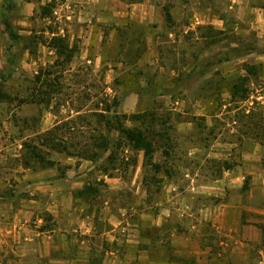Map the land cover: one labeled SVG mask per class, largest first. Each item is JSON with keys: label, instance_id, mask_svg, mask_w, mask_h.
Instances as JSON below:
<instances>
[{"label": "rangeland", "instance_id": "rangeland-1", "mask_svg": "<svg viewBox=\"0 0 264 264\" xmlns=\"http://www.w3.org/2000/svg\"><path fill=\"white\" fill-rule=\"evenodd\" d=\"M63 2L65 0L59 1L60 4ZM151 3L154 7V22L151 27L174 30L173 32H176L179 38L175 37L176 41L181 42L166 45L163 48L157 47L153 43L150 51L148 50L149 47L144 49L139 44L124 48L128 43L126 44L124 39L120 40L116 36L114 25L108 24L106 27L110 36L108 40L106 39L107 48L103 51L105 55L100 64L94 61L90 64H81V62L76 63L74 60L72 65L68 66L62 74L58 72L50 78L52 81L59 79L57 82H53L57 85V89L52 95L51 104L49 99H46L43 105L32 103L33 100L29 99L36 83L29 78H24L23 85L26 90L23 100L26 105L24 133L29 139L25 143L31 147L25 148L23 146V149L32 152V148L36 146L39 149L38 152L47 157L50 154V149L43 143H47V139L50 137L52 139L53 136L46 138L49 133L47 135L43 133L40 138H36L34 143L33 135L38 132L39 123L45 122L48 125H53L54 128H52L50 135L57 136L56 145L59 144V146L52 148L55 144L52 143V150L50 151L52 158L58 157V179L61 184L59 189H67L68 187L64 188L67 181L75 182L74 188H68L67 192L77 187L79 189L83 182L89 183L97 193L81 201L100 204L102 220L98 225L104 228L103 226L106 225L107 220H110L113 213L120 214L119 219L125 220L130 225L129 230L126 234H121L115 245H105V247L103 245L100 248L115 249L116 258L122 264H135L134 261L136 260V264H264V237H249L250 240L246 239V241L242 240L241 237L229 240L221 237L208 223L201 225L202 223L198 220L201 206L213 203L214 200L218 199L202 192L207 191V189L204 190L207 187L204 182L215 180V170L231 167L228 162L220 166L216 163L215 158L222 151L219 150V153H216L213 139L216 137V130L225 131V117L224 120H219L216 125L212 122L209 123L207 118L202 116L201 106L206 104L218 87L227 90L229 82L242 75L244 66L236 64L237 59L222 64H218V61L226 57L232 58L231 49L236 47L240 38H247L255 42L257 35L250 30V26L246 22L239 18V5L233 3L232 0H151ZM251 5L264 8V1L252 2ZM13 12H17L15 3ZM167 13L171 15L170 20L166 17ZM243 13L241 10L240 14ZM121 24L123 23L120 22ZM183 30L187 33L181 34ZM201 32L204 38H201ZM216 32L222 33V36L219 35L220 44L217 47H211L216 42L215 39L217 38L212 39L216 37ZM140 33L139 30V35ZM43 42L48 48L50 39L46 38V41ZM256 46L258 47V41ZM74 48L75 55L79 56L81 51L75 46ZM139 48L142 50L143 57L141 58V65L138 64V70L143 74L138 73L135 68L128 64L133 62ZM34 52L35 50H31L32 55ZM90 53L93 57L96 53L95 46L90 50ZM157 55L159 57L158 62H156ZM261 66L258 77L264 74V66ZM49 67V65L42 67L44 74ZM24 72L28 73L25 70ZM243 72V74H247L244 70ZM47 73H50L49 70ZM140 75H145L144 78L157 83V87L148 92L150 95H147L145 90L141 91V94L136 93L138 88L135 86V80ZM135 76L136 79L134 80ZM144 78L141 80L142 87L146 85ZM8 84L6 81L0 80V91L5 89ZM17 85L21 88V82L10 88L16 89ZM263 85L261 80L258 81L257 78H253L249 84V95H255L256 92L261 91ZM36 86L38 89L37 84ZM168 93L170 94L168 95ZM224 94L223 99H225ZM105 105H110L115 117L119 116L121 121L124 120V116L138 115L137 117H142L139 118L140 121L134 123L129 120L126 123L127 127L137 126L145 129V125L142 126L141 124L142 122L146 123L144 118L146 114L153 112L158 115L156 117H159L161 121L159 125L155 124V130L161 134V137L155 138V141H158L155 146L153 163L161 167L160 171L153 167H148L145 171V166L140 167L141 164L145 165L144 153L135 151L132 145L125 142L120 133L111 132L106 128V122L99 116L105 110ZM181 106L183 112L180 111L182 108L179 109ZM134 108L137 110L132 112ZM107 117L111 118L110 116ZM123 122L125 123V121ZM191 122L197 124L196 136L178 130L179 124H182L180 125L182 130L192 127ZM227 132L224 134L225 136L228 134ZM168 137L169 140H167ZM94 139H97L98 142L110 140L116 152L115 158L125 161V166L130 165L126 171L123 169L119 171L121 177L118 175L117 178L121 180L118 183L122 186L117 190L109 189L114 177L108 181L100 178V167L104 165V161L113 150L104 153L97 163L91 162L83 167H80L81 164L79 163L81 162H75L71 165L66 162L68 158H74L78 161L77 157L70 156L68 152L75 154L79 151H85L87 154L103 153V150L98 149L94 144ZM189 140L196 141L197 152L189 149L191 147L190 143H187ZM88 142L93 143V149L87 146ZM137 164L141 169L138 178H136L137 174L133 169ZM89 169L92 170L89 172ZM137 169L138 166L135 171ZM79 171L81 172L79 173ZM184 172L197 173L195 181L197 192L188 191V193L181 194V188L174 191L169 189L168 185L171 183L187 185V179L183 177ZM10 193L12 194V192ZM218 200H222V198ZM107 201H110L111 206L110 204L109 206L108 204L105 205ZM183 201L186 204L185 210H181ZM177 202L179 203L177 204ZM168 203L170 208H167ZM113 204L116 206H112ZM188 205H190L191 210H188ZM149 207L151 209L147 210ZM165 207L168 209L167 213L170 214L169 223L161 230L163 222L160 218L166 217L162 214L165 212L163 211ZM119 208H122L120 213L118 212ZM188 212L192 215L189 216L190 213ZM41 215L33 219L30 224V228L34 231L40 234L44 233L39 238L40 243L48 240L49 235H53L52 232L55 231L56 225L53 222L48 231H43L42 227L45 223ZM37 220H40L41 223L36 224ZM135 223L144 227L143 232L149 231L148 236L144 237L142 232L143 237L141 234V237L139 235V237H135V234H138L137 227L134 231ZM157 223H160L159 226ZM195 225L199 226L193 229ZM171 227L176 229L175 232H178L177 235L180 237H172L168 232ZM185 227L191 229V237H187L189 230L185 233ZM156 232L158 237H155ZM249 232L253 233L254 231L249 230ZM196 233L197 237H194ZM55 238L51 237L52 240L50 241H54ZM60 239L62 238H59V243ZM133 241L138 242L134 244ZM160 245L167 246L166 248L169 249L166 251ZM155 246L159 249L153 250ZM161 248L163 250H160ZM92 254L94 255L92 264H113L112 259L107 260L105 254L103 256L97 252ZM76 255L77 251L74 248L72 259L76 258ZM160 258L164 261L154 262ZM0 264L46 263L38 262V259L31 255L22 258L12 252L7 256L0 252ZM60 264H72V261Z\"/></svg>", "mask_w": 264, "mask_h": 264}, {"label": "crops", "instance_id": "crops-1", "mask_svg": "<svg viewBox=\"0 0 264 264\" xmlns=\"http://www.w3.org/2000/svg\"><path fill=\"white\" fill-rule=\"evenodd\" d=\"M59 1H0L1 11L7 3L13 2L17 5V12L10 15V20L16 33L21 38L28 40L27 43L23 41L22 44L11 47L0 11V80L9 83L5 89L0 91V252H3L5 256L12 252L22 258L31 255L38 259V262H45L46 264H60L69 261H72V264H89L94 258L93 252L98 251L103 245L104 247L105 245H115L121 234H126L130 225L125 220H120L121 215L118 213L111 214L110 220L106 221L104 228L98 225L102 220L100 204L86 203L81 201L83 198L77 197V193L89 186V183L83 182L79 189L77 187L67 192L68 188H74L75 185V182L67 181L64 188H68L59 189L61 184L58 179V157L52 158L50 150V154L47 155V165L39 163L30 167L25 166L23 146L29 139L24 133L26 105L23 100L26 90L23 79L29 78L34 81L42 67L53 66L57 61L56 50L44 45L43 41H46V38L51 40L58 36L67 37L69 47L75 46L81 51L79 56L74 55L73 58V61L76 60V63L81 62V64H90L93 61L100 64L104 55V40L107 33L106 25L108 24L114 25V32L128 23L143 26L145 42L149 51L153 43L157 47L163 48L166 45L177 44L178 41L176 40L179 38L176 32H173L174 30L151 27L154 22V7L151 5V0H65L62 4ZM232 1L239 5V18L246 22L250 26V30L257 35L258 48L260 49L259 52L250 53L237 59L236 64L264 66V8L251 5L252 2L262 0ZM45 8L52 9L50 17L43 16V9ZM241 10L244 12L243 14H240ZM120 22L123 24L120 25ZM183 33L187 32L183 30L181 34ZM32 39L34 41L31 45L30 40ZM94 46L96 53L92 57L90 50ZM31 50H35L33 55ZM13 58H15V65L13 72L9 73V59ZM141 60L138 62L139 65H141ZM158 61L157 55L156 62ZM24 70L28 73H25ZM243 73L242 70L240 76L246 75ZM260 80L264 84V76H259L258 81ZM19 82H21V88L19 85L16 89L10 88ZM224 96L225 100L230 101L229 92L226 91ZM201 107L202 116L206 117L209 123L212 122L216 125L219 120H224L225 117V131L216 130V137L213 139L216 153H219V150L222 151L215 158L216 163L220 166L228 162L231 167L215 170V180L204 182L207 185L204 190L207 189V191L202 192H206L205 194L214 198H222V200L216 199L213 203L202 205L198 220L202 223L201 225L208 223L221 237L229 240L241 237L242 240L246 241L249 237H264V130L262 127L261 132L250 136V134L241 131L240 124L234 119L236 113H241L245 118L253 113H258L261 122L264 123V85L261 91L259 90L255 95L252 94L242 102L228 103L222 108L210 102ZM181 108L182 106L179 109ZM136 110L134 108L132 112ZM180 111L183 112V108ZM13 116L14 119L12 120ZM180 125L182 124L178 126L180 132L197 135L196 123L191 122L192 127L183 128L184 130L181 129ZM52 126V124L48 125L45 122L39 123L38 132L33 135L35 138L33 142L35 143L36 138H40L43 133L51 132L54 128ZM226 132L228 134L225 136ZM219 142L223 144H219ZM187 143H190L189 149L197 152L196 141L189 140ZM66 162L70 165L81 162L79 163L81 164L80 167L91 163L89 160L78 159L77 161L74 158H68ZM137 166L138 169L135 171ZM143 166L144 164L140 165V167ZM134 167V172L137 174L136 178H138L141 169L139 164ZM91 170L89 169V172ZM117 176L121 177L118 170L110 172L109 176L100 172V178L103 180L108 181L114 177L112 180L114 183L110 181L112 182L110 190H117L122 186L118 183L121 180ZM183 177L187 179V185L171 183L168 185L169 189L174 191L181 188V194L188 193V191L197 192V184L195 183L197 173L184 172ZM113 184L117 186L114 187ZM106 204L109 206L110 201H107ZM181 205V210H185V201ZM112 206L116 205L113 204ZM187 207L188 210H191L190 205ZM167 208H170L169 203ZM167 208L165 207L163 210L165 212H162L166 217L160 218L164 227L169 223L170 214L167 213ZM121 209H118L119 213ZM150 209V207L147 208V210ZM40 215L43 218L45 216L51 217L56 223L55 231L49 237L58 239L55 238L54 241H50L52 239L48 238V240L41 242L42 244L39 242V238L42 237L41 234L44 233L40 234L34 231L30 228V224L33 219L40 217ZM179 215L182 216V214ZM190 215L192 214L190 213ZM244 217L248 219L245 220ZM159 224L157 223L158 226ZM198 226L195 225L193 229ZM133 227L134 231L137 227L138 234H135V237H139L144 227L136 223ZM188 230L189 227H185V233ZM249 230L254 232L250 233ZM175 231L176 229L171 227L168 232L172 237H180ZM191 233L190 229L187 237H191ZM60 237L62 239L59 243ZM194 237H197V233ZM137 242L133 241L134 244ZM66 246L67 249H65ZM74 248L77 255L76 258L72 259ZM100 250L104 251L107 260L112 259L113 264H122L116 258L115 249ZM134 262L136 264L137 260Z\"/></svg>", "mask_w": 264, "mask_h": 264}, {"label": "trees", "instance_id": "trees-1", "mask_svg": "<svg viewBox=\"0 0 264 264\" xmlns=\"http://www.w3.org/2000/svg\"><path fill=\"white\" fill-rule=\"evenodd\" d=\"M14 9V3L10 2L7 3L5 7H3L2 9V18H3V24L5 26L6 32L8 34L9 40L11 42V47H13L14 45L20 44L21 42H25L27 43V39H23L21 38L15 31V29L12 26L11 20H10V15L13 12ZM52 13V9L51 8H45L43 9V16H51ZM167 19L170 20L171 19V15L170 13H167ZM108 29V28H107ZM137 30V31H136ZM139 30L141 31L140 35H139ZM115 34L117 37H119V39H124L126 42V46H124V48L126 47H131V46H135L137 44H139L140 46L144 47V49H147L146 47V42H145V30L143 26L134 24V23H128L125 26H121L118 29L115 30ZM137 32V33H136ZM201 38L203 37V33H200ZM219 35L222 36V33H218L216 32V37H213L212 39H215L216 42L215 44L213 43V46L211 47H217L220 44V37ZM110 34L109 31H107L106 33V38L104 40L105 42V49L106 50V39L108 40ZM211 39V40H212ZM33 39L31 42V45L33 43ZM239 42H237V45L235 48L231 49V56L232 58L226 57L225 59H221L220 61H218V64H222V63H228L230 62L232 59H240L246 55H249L250 53H254V52H259L260 49L256 46L257 43V39H255L254 41H250L247 38H240L238 40ZM22 44V43H21ZM49 46L51 48H54L56 50L57 53V61L54 63L53 66H50L45 74L43 72V69H41L38 73V75L35 77L34 79V83H36L38 85V89L36 88V84H35V88L33 91L35 92H31V97L29 100H33L32 103H37V104H41L43 105V102H45L46 99H49L50 104L51 101L53 99V94L56 92V87L57 85L53 84V82H57L59 79L52 81V78L55 74H57L58 72H60L62 74L63 71H65L68 66H70V64L73 61L74 55H75V48H70L69 47V43H68V38L67 37H62V36H58V37H54L50 40L49 42ZM231 46V45H230ZM10 47V48H11ZM28 48V47H27ZM141 48H139V51L135 54L133 62L132 63H128L132 68H135L138 73H142L140 70H138V62L139 60H141V58L143 57V54L141 52ZM105 55V54H104ZM103 55V57H104ZM15 63V58L13 59H9V73L13 72V68H14V64ZM217 64V63H216ZM262 66H252V65H244V71L247 73L245 76H239L237 77L235 80H231L228 84V89L226 90L227 92H229L231 98L230 101L223 99V94L224 92H226L225 90L222 89V87H218L217 91L213 93V95L211 96V98L209 100H207L206 104H209L210 102H213L214 104H217V107L219 106L220 108H222L224 105L228 104V103H239L242 102L246 99H248L251 95L250 94V89H249V84L252 82L253 78H259L258 75H260V68ZM49 70L50 73H47ZM143 74V73H142ZM10 75V74H9ZM145 75H140L138 76V78L136 79V76L134 77V80L136 82L135 86L138 88L136 89V93L137 94H141V91L146 92L147 95H150V91H153V89H155L157 87V83H154L153 81L149 80L148 78H144ZM262 76H264V74H262ZM145 79V83L146 85L142 87V83L141 80L143 78ZM252 78V79H251ZM141 83V84H140ZM219 85V84H218ZM148 90V91H146ZM170 93H168L169 95ZM29 95V96H30ZM152 95V94H151ZM164 95V94H162ZM28 100V99H27ZM25 102V101H23ZM113 108L110 105H105V110L103 111V113H100V117L102 119H104V121L106 122V128H108L109 131L113 132L116 131L118 133H120L122 135V138L125 139V142L129 143L130 145L133 146V148L135 149V151H141L144 153V160H145V171L148 167H153L156 168L158 171H160L161 167L157 164L153 163V158H154V153H155V146H156V142L155 138H160L161 134L157 133V131L155 130V124L159 125V122L161 121V119L159 117H156L157 114L153 113V112H149L146 114V117H144L146 120L145 122H142V126L145 125V129H141L140 127H127L126 123L130 120V122L132 121V123H134L135 121H140L139 118L142 117H137L138 115H132L130 117L124 116V120L125 123L123 121H121V118L119 116L115 117L114 115V111L112 110ZM150 110V109H147ZM146 110V112H148ZM107 116H110L111 118H108ZM158 116V115H157ZM114 119H116L114 121ZM126 119V120H125ZM234 119L235 121H237L240 126H241V131L245 132V134H250V136L257 134L258 132H261V128H264V123L261 122L262 120L260 119V116L258 113H253L250 116H247L246 118L241 114V113H236L234 115ZM166 124V123H165ZM164 124V125H165ZM262 128V130H264ZM164 132V131H163ZM47 135V134H46ZM49 136H53L52 139L51 137L49 139H47V143H43L44 146H46L48 149H51V144L55 143L52 148H57V146H59V144L56 145L57 141V136L55 135H50V132L48 134V136H46V138H48ZM164 136V135H163ZM169 140V137L168 139ZM93 141L94 144L96 145V147L100 150H103V153H92V154H87V152L85 151H79L78 153H72V152H68V154L72 157H77L78 159H84V160H89L93 163H97L99 161V159L102 157V155H104V153L110 152L111 150H113L110 154V156L104 161V165H102L100 167V171L102 172V174L105 175H110V172H114V171H120V170H127L128 166H125V161H120L118 158H115V151H114V146L111 145V141L110 140H101L98 142L97 139H94ZM103 141V143H102ZM106 141V142H105ZM89 144L87 145L89 148L93 149V143L88 142ZM39 144H41L39 142ZM41 146V145H40ZM24 147H31L30 145L25 144ZM24 148V150H25ZM32 152L26 151L25 150V157H24V164L26 167H30L34 164H42V165H47L48 164V159L47 157H45L44 155L40 154L38 152V148L35 146L32 148ZM115 149H117L115 147ZM65 150H67V148H65ZM133 162H135V160L133 159ZM52 165L54 164L53 162L51 163ZM94 193H97V191L89 186H86L84 188V190L78 192V196L79 198H86V197H91L93 195H95ZM45 225H43L42 230L43 231H48L50 229V224L53 223L54 221L52 220L51 217L45 216V218L43 219ZM164 229V226L161 227V230ZM156 230V229H155ZM160 230V231H161ZM159 231V230H158ZM148 232L149 231H144L143 232V236L146 237L148 236ZM155 237H158L157 232ZM160 237V235H159ZM160 247H164L165 250L167 251L166 248L167 246L164 245H160ZM159 249L157 246H155L153 248V250ZM160 250H163L162 248ZM98 254H100L101 256H103L104 251H96ZM164 261L162 258L154 261V262H162ZM92 264V263H91Z\"/></svg>", "mask_w": 264, "mask_h": 264}, {"label": "built area", "instance_id": "built-area-1", "mask_svg": "<svg viewBox=\"0 0 264 264\" xmlns=\"http://www.w3.org/2000/svg\"><path fill=\"white\" fill-rule=\"evenodd\" d=\"M39 223H41V221L40 220H37L36 224H39Z\"/></svg>", "mask_w": 264, "mask_h": 264}]
</instances>
